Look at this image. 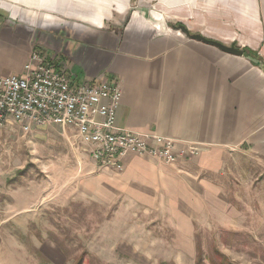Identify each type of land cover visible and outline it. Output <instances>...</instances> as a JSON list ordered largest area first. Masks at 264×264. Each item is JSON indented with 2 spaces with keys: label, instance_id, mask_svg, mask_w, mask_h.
<instances>
[{
  "label": "crops",
  "instance_id": "obj_1",
  "mask_svg": "<svg viewBox=\"0 0 264 264\" xmlns=\"http://www.w3.org/2000/svg\"><path fill=\"white\" fill-rule=\"evenodd\" d=\"M33 50L78 81L117 79L118 126L179 152L165 164L130 151L120 171L75 155V200H123L193 227L214 187L206 174L239 155L264 168V0H0V75L22 73Z\"/></svg>",
  "mask_w": 264,
  "mask_h": 264
},
{
  "label": "rangeland",
  "instance_id": "obj_2",
  "mask_svg": "<svg viewBox=\"0 0 264 264\" xmlns=\"http://www.w3.org/2000/svg\"><path fill=\"white\" fill-rule=\"evenodd\" d=\"M80 154L68 128L0 126V264H264V168L255 157L206 174L210 203L185 227L123 200H75Z\"/></svg>",
  "mask_w": 264,
  "mask_h": 264
},
{
  "label": "built area",
  "instance_id": "obj_3",
  "mask_svg": "<svg viewBox=\"0 0 264 264\" xmlns=\"http://www.w3.org/2000/svg\"><path fill=\"white\" fill-rule=\"evenodd\" d=\"M121 97L117 79L78 81L46 52L33 50L22 73L0 75V126L71 128L82 150L103 170L120 171L130 151L175 163L179 152L173 139L118 126Z\"/></svg>",
  "mask_w": 264,
  "mask_h": 264
},
{
  "label": "water",
  "instance_id": "obj_4",
  "mask_svg": "<svg viewBox=\"0 0 264 264\" xmlns=\"http://www.w3.org/2000/svg\"><path fill=\"white\" fill-rule=\"evenodd\" d=\"M179 28L182 30L183 33H185L186 35H188L192 39H196V40L214 45L217 48H219L220 50L227 52V53L237 54V55L242 54V51L240 49L236 48L234 45L227 46V45H224L220 42H217V41H214L211 39H207V38H205L201 35H198V34H190L189 31L186 29V27H184L182 25H180Z\"/></svg>",
  "mask_w": 264,
  "mask_h": 264
},
{
  "label": "trees",
  "instance_id": "obj_5",
  "mask_svg": "<svg viewBox=\"0 0 264 264\" xmlns=\"http://www.w3.org/2000/svg\"><path fill=\"white\" fill-rule=\"evenodd\" d=\"M248 53H251L252 54V52H248ZM226 264V263H225Z\"/></svg>",
  "mask_w": 264,
  "mask_h": 264
}]
</instances>
